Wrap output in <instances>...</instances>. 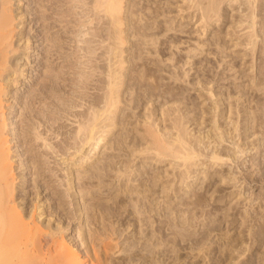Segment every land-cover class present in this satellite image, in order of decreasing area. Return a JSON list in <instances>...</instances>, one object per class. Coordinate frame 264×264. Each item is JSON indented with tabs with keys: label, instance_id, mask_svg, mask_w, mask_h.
Returning <instances> with one entry per match:
<instances>
[{
	"label": "rangeland",
	"instance_id": "374dc122",
	"mask_svg": "<svg viewBox=\"0 0 264 264\" xmlns=\"http://www.w3.org/2000/svg\"><path fill=\"white\" fill-rule=\"evenodd\" d=\"M94 1L91 0V5L90 3L86 5L84 4L86 0H78L75 7L76 21L79 20L78 23L85 22V20L88 21L87 18L90 19V22L93 21L86 22L83 25L85 27L76 26L72 34L76 37L75 43H72L74 46L71 49L64 46L65 51L76 52L73 55L75 59L73 60L76 61L75 68L73 67L71 70L74 75L70 72L63 73L65 77H73L78 82L74 97L75 108L72 109V113L79 114L90 109L93 107L91 104L93 98L105 93L103 90H106V83L102 84V82L103 80L107 81L104 75L105 66L108 69L111 61L114 62L111 64L113 66L116 65L115 62L124 61H121V64L118 63L119 66L123 63L121 70H118L117 65L115 68L118 71L112 68L116 72V76L119 75L121 79L117 78L120 83L116 88L119 90L118 96L122 97L119 100L122 101L121 104L119 103L120 106L116 107L117 111L114 109V113L111 114V118L112 115L115 118L113 117L112 120L110 118L111 124L107 127V132H110L103 134L106 139L104 137V141L96 149L91 148L90 151L89 148V156H92L89 163L80 165L79 162L73 168L76 173L73 192L75 191L74 205L77 217L76 221H73L69 233L72 230L71 234L75 237L77 244L81 245L79 246L82 247L81 249H85L86 246L82 244L83 236H88L87 239H90L88 241H94V245L90 244L89 246L90 251L92 250L91 257L94 254L99 255L103 240L113 239L111 242L116 247L107 259H102L99 256L101 264H264V187L263 189L260 187L264 185V182L262 185L260 182H251L253 177L259 178L263 175L264 178V168H262L264 165V143L263 148H260L261 153L256 152L255 149L251 150V142L257 138L258 134H254L255 138L250 135L252 134L251 126L253 123L255 124V121L249 118L252 117V111L257 109V105L262 103L264 106V84L260 86L257 84L259 80L257 72L259 69L257 68L263 64L262 58L260 59L258 55L264 48V32L262 31L264 9L260 8L264 0H239L240 2L233 0L230 1L231 3L226 0L221 5L214 3L211 5L208 0H203L202 5H200L202 0H121L123 10L121 9L119 17H122V28L109 14L98 13L92 9ZM206 1L207 4H205ZM234 1L235 3H232ZM250 3L255 7H251ZM257 4L260 6H256ZM201 6L203 9L206 7L207 9H205L209 13L205 12V9L203 11ZM248 8L251 9L249 12ZM253 8H257L255 15L261 19L256 16L254 20L252 19ZM246 9L247 11H245ZM33 11L35 13L36 9ZM103 17L107 19H103ZM104 22L106 23L104 24ZM115 25H119V28L123 30L119 29L120 31H118L119 34L122 33L121 41L117 40L119 34L116 31L118 27L113 28ZM104 29L107 31L104 32ZM256 31L260 35L257 36ZM107 32H111V34L108 35ZM252 32L254 33L252 34ZM104 35H108V38ZM85 41H88L89 45ZM114 43L115 49H113ZM85 46L87 47L85 48ZM47 47L45 42L39 49ZM44 49L42 51L44 53L39 54L43 61L41 60L38 74L35 73L38 75L37 81H41L42 75L49 69V67L47 69L46 63L48 62H46L47 57ZM108 50H111V55ZM108 55H110V59L112 58L111 60ZM104 57H106L105 60H103ZM118 58L121 59L118 60ZM59 59L57 58L55 61L56 70L63 69L62 71L67 72L63 58ZM35 77L34 80L37 78ZM66 79L62 80L68 81V78ZM62 80H59L61 86L63 85ZM83 83L85 86L87 84V88L82 87ZM103 86L105 87L103 88ZM260 87L263 89L261 90ZM148 91L149 93L146 94ZM171 91L174 95L170 94ZM214 105L220 106L216 111L223 113V117L220 116L219 119L222 123L221 126L229 133L237 127L239 133L243 134L241 138L245 137L246 139L242 141L240 138L238 142L245 141L246 144H251L249 145L250 150L244 152L246 157L240 152L239 154L237 152V156L234 154L237 151V146L232 144V138L219 142L217 135L219 132H215L217 130L215 127L220 122L217 121L219 117L215 116L217 112ZM222 110L224 111L222 112ZM239 111L241 112L238 114ZM70 118L71 121L65 112L62 114L59 122L65 127L60 131L61 134L57 140L53 138L50 141L63 143L66 136L65 131L78 126L77 120L80 121L81 117L78 115L75 119H73L74 117ZM235 118L237 122L234 120ZM178 120L179 122H177ZM231 121L232 124H230ZM173 122L175 127H173ZM154 130L156 132H153ZM179 130L181 132L183 130L182 133L187 136L188 144L186 146L188 149L192 147L194 152L202 151L200 154L203 155L197 157L195 152V159L186 162V164L189 163L188 166L186 165L187 169L185 161L180 159L182 161L179 162L177 157H173L174 155L161 156L158 154L160 152L155 151L156 149L148 150L150 146L152 147L151 144L155 140L153 139L155 136L156 138L164 137L174 143L180 133ZM166 132L170 134L168 135ZM119 140L123 143L121 150H119V145L115 147ZM234 140L238 139L235 137ZM211 144L215 146L212 147ZM175 145L176 148H179L178 142ZM213 148L223 156L218 162L211 160ZM173 149L170 150V153ZM258 151L260 152V150ZM209 152L210 156H208ZM233 154L236 157L239 156L236 158L239 160L232 159ZM241 155H243L242 158ZM198 159H202L203 162ZM242 159L244 160L242 161ZM194 161L202 165L199 163L195 165ZM256 161L257 163L262 161L260 162L263 163L262 166L259 163L257 165ZM222 165L224 167H221ZM87 168L88 171L89 169L96 170L100 174L109 171L110 176H104L105 180L100 184L97 181L94 182L89 192L82 195L79 178L80 175L86 173ZM79 172L83 174H79ZM63 174L64 171L61 174V179L64 178ZM149 177L150 179H148ZM61 182L62 180L59 184ZM64 188V186H60L61 190ZM94 203L100 204L101 210L98 209L99 211L95 212V210H90L91 208L87 209ZM106 205L115 209L113 215L106 212ZM93 229L98 232L102 231V235L98 236L99 239L101 238L100 240L95 239L96 233ZM82 231L85 232L83 236L81 235ZM106 236H109V239ZM93 261H95L94 257Z\"/></svg>",
	"mask_w": 264,
	"mask_h": 264
},
{
	"label": "bare ground",
	"instance_id": "6f19581e",
	"mask_svg": "<svg viewBox=\"0 0 264 264\" xmlns=\"http://www.w3.org/2000/svg\"><path fill=\"white\" fill-rule=\"evenodd\" d=\"M82 1H84V0H82ZM88 1L86 0V2L84 4L89 5L91 0L89 2ZM224 1H226V0H214V2H213V0H208V2L211 3V5H212V3H214L216 5H221L224 3ZM227 1L230 2L233 0H227ZM235 1H239V0H235ZM235 1L232 3H235ZM260 1H262V0H260ZM77 2H78V0H0V264H101L102 262L100 260V257H102V259H107V257L112 254L113 249L116 247V246L114 247V245H113L114 243L111 242V240H113V239L108 240V241H106V240L102 241L101 240L102 241V245H101L102 250L99 252L98 256L95 254H94V256L92 255L94 257V260H95V261H93V257H91V254H90L92 250L90 251L89 246H90V244L94 245V241H88L90 239L89 238L87 239L88 236H83V234H85V232L83 233V231H82L81 232V235L83 236L82 237V244H84L86 246H85V249H81L82 247L81 248L79 247L81 245L77 244V242L75 241V237L71 234V233H73L72 230H71V233H69V230L71 229L73 221H76V217H77L76 216L77 213H76V209H75L76 207L74 205V199H76L74 196L75 191L73 192L74 185H75L74 176L76 173H74L75 171L73 168L79 162H80L79 163L80 165L89 163L88 161L92 157V156L91 157L89 156L90 155L89 154L90 152H88L89 148H90V151H91V148H93V150H94L100 146L102 141H104L105 135L103 136V134L105 132L106 133L110 132V131L107 132V127L110 126L111 120L114 117L112 115V118H111V114L114 113L113 110L116 109V107H118L119 103L121 104V101H122V100H119L122 97H121V95H120L121 98L118 96L119 90H117V88H116L118 83H120L119 80L117 79V78L120 79V76L119 75L116 76V72L113 69H115L116 71H118L119 69L121 70L123 63L120 66H119V64H121V61H123V60H121L120 62H115L118 70H117V68H115L116 65H114V66L111 65L114 63V62L112 63V61H111V62H109V64L110 63L111 64H110V66L108 65V67H109L108 69H107V66H105L106 71H105L104 75L106 76L105 80H107V81L105 82L103 80V82H102L100 80L102 82V84L106 83V87L103 86V88L104 87L106 88V90H103V91H105V93L103 92V94H101L100 96L96 95V97H94V98L92 97L93 100H92L91 104L93 105V107H91L90 109H87L84 112H81L79 114L78 113H72V109L75 108L74 107V105H75L74 97H75V92H76L78 82L76 81L77 79L75 80V78H73V77H65L64 74L65 73L67 74L68 72H70L71 74L74 73V72L72 73L71 70L73 69L75 62H76V61H74L75 59L73 56L76 52L72 53L71 51H73V50H71L70 52L69 51L67 52V50L65 51L64 46H68L67 48L71 49V47L74 46V45H72V43L75 41V38H76V37H74L75 35L72 36L73 30L75 29L76 26H83V25H85L86 22H88L90 20L87 18V17H89V15H87L86 18L88 21H86V20H85V22L80 21L81 23L80 22L78 23L79 20L76 21V19H75V16H76L75 15L76 14L75 13V7L77 6L76 5ZM200 3L199 4L202 5L203 0L200 1ZM205 4H207V1ZM214 4H213V6H214ZM250 4H252V3H250ZM90 5H91V3H90ZM209 5L210 4H208V6ZM250 6L252 7L254 5L252 4ZM256 6H260V5L257 4ZM261 6H260V8H262V10H263L264 9V2H263V5H261ZM90 7H86V8L88 9ZM209 7H211V6H209ZM91 8L96 10L98 13L102 12L105 15L109 14V16L112 17V19H114L115 22L120 25V27L123 24L121 22L122 17L121 18L119 17L120 16L119 14H121V9H122L121 8V0H95L92 4ZM201 8L203 9V6H201ZM33 9H36V11L38 13L36 11H35V13H34V11L32 12ZM87 9H83V10H86L89 12L90 9L89 10H87ZM204 9H203V11H204ZM206 9H205V12L209 13V11H207ZM256 9L253 8L252 12H251L253 20H254V17L256 16L255 15ZM249 10H251V9L248 8V12H249ZM210 11L213 12L212 10H210ZM245 11H247V9ZM248 12H247V14H248ZM84 13H86V12H84ZM36 14H39V15L37 16ZM260 14H261V12H260ZM260 14H259V16H260ZM93 15H95V14L93 13ZM107 18L103 17V19H107ZM245 18H246V16H245ZM256 18H259L258 15L256 16ZM91 19H93V18H91ZM259 19H261V17ZM262 20H263V18H262ZM28 21H29V23L27 25H25V23ZM115 22H113V23L115 24ZM120 22H121V24H120ZM262 22H264V20ZM105 23L106 22H104V24ZM21 24H23V25L21 26ZM35 25H36V27H35ZM37 25H38V27H37ZM119 25L118 26L115 25V27H113L114 29H116L118 27V30L116 29L117 32L120 31L122 28V27L119 28ZM261 26H263V25H261ZM83 27H85V26H83ZM39 28H40V30H38ZM253 29H254V27H253ZM105 30L107 31V29H104V32H105ZM80 31H82V30H80ZM116 31H114V32H116ZM121 31H123V30H121ZM262 31L264 32V28ZM100 32H102V31H100ZM111 32H109V33L111 34ZM254 32H252V34ZM109 33H108V35H109ZM66 34H68V35H66ZM79 34H81V33H79ZM117 34H119V32ZM117 34L115 33V35H117ZM258 34L260 35V33L257 32V36H258ZM261 34H262V32H261ZM108 35H106L107 38H108ZM104 36H103V38H104ZM118 36H119V39H117V40L122 39V33H120ZM111 37H110V40L113 42ZM114 39H116V38H114ZM89 41H91V40H89ZM45 42L47 43L48 47L46 49H44L45 48L44 47L43 49L45 50V54L47 57V61H46V59H45V61L48 62V63H46L47 69H48V67H49V69L44 73V75H42L41 81H37L38 75H36V74H38L37 71H38V68H40L41 60H42L39 57L40 56L39 54L44 53V52H42L43 49H39V47L41 48L42 44L43 43L45 44ZM85 42H87V44L89 45L88 41H85ZM248 43H249V41H248ZM250 43H252V42H250ZM111 46L112 45H110L109 47H111ZM86 47L87 46H85V48ZM82 48L85 49L84 47H81L80 49H82ZM88 48H87V50H88ZM90 49H91V47H90ZM113 49H115V43H114ZM75 50L77 51V49H75ZM82 51H84V50H82ZM110 51H109V53L111 55ZM89 52H90V50H89ZM114 53H116V51H114ZM119 54H118V56H119ZM110 55H108V58ZM84 56H86V55H84ZM116 56H117V54H116ZM116 56H114V57H116ZM102 57H103V55H102ZM258 57L260 59L262 58V60H263L262 61L263 64H260V66L257 68V69H259L257 71L259 74L258 75L259 80H258L257 84L260 86L261 84H264V48L259 53ZM57 58H60V59L63 58L62 60L66 64L65 69H67V72L62 71L63 69H61V71L56 70L57 68L55 66V61ZM105 58L106 57H104L103 60H105ZM120 59L121 58H118V60H120ZM21 60H22V62H21ZM100 60H102V59H100ZM19 61L21 63L20 65H19ZM116 61H117V59H116ZM22 63H23V65H22ZM124 66H125V64H124ZM102 67H103V65H102ZM97 68H100V67H97ZM107 70H108V72H107ZM39 71H41V70H39ZM117 73L120 74V72H117ZM62 74L64 75V77ZM71 74H70V76H71ZM35 75L37 78L35 77ZM34 77L36 78V80L33 79ZM24 78H25V80H24ZM66 78H68V81L62 80V79H66ZM26 79H28V80L26 81ZM60 79L63 81L62 86L60 84L61 81H59ZM84 81L85 80H83V82ZM83 85H84V83H83ZM121 85H122V83H121ZM100 86H102V85H100ZM82 87L87 88V84H86V86L84 85ZM263 88L260 87L261 90ZM149 89H147V90H149ZM260 89H258V90H260ZM152 90H153V88H152ZM152 90L150 89V91H152ZM169 91H167V92H169ZM148 93H149V91L146 94H148ZM165 93H166V91H165ZM173 93H175V92H173ZM262 93H263V91H262ZM170 94L174 95V94H172V91L170 92ZM142 98H143V95H142ZM211 101H212V99H211ZM259 101L262 102L261 100H259ZM219 104H220V102H219ZM219 107L220 106H215V108H214L215 111L219 110ZM256 108H255L256 109L255 111H252V117H249V118H252L253 121H255V124L253 123L254 126H253V124H252V126L250 125L252 127V131L250 130L252 132V134H250V135H252L254 137V134L255 135L258 134L257 138L254 137L255 139L254 140L252 139L253 140V142H251L252 145L249 143L246 144L245 141L242 143L238 142L243 134L241 135V133H239V129L237 127L232 129V131L230 130L231 131L230 133H229V131L224 129V127L221 126L222 123L219 121L220 116L223 117V113H221V111L220 112L216 111L217 113L215 114V116L219 117L217 119V121L220 122V124H218L217 127H215L217 129V130H215V132H217V131L219 132V133H217L219 142L221 143V142H224L225 140L227 141L228 138L231 140V138H232V140H231L232 144L233 145L235 144L237 146V148L234 146L237 149V151H235V149H234L235 155L237 154V152H238V154H239V152H240V154H245L248 149L250 150L249 145H251V147H252L251 150L255 149L256 152H258V153H261V151H262L260 148L262 147V145L264 143V141H263L264 140V130H262L264 128V109H263L264 106L262 103H260L259 105H257ZM212 109H213V107H212ZM243 109L246 110L245 108H243ZM116 111H117V109H116ZM208 111H210V110H208ZM223 111L224 110H222V112ZM64 112L66 113V116L69 120L71 119L70 117H74L73 119H75L76 117H78V115L81 117L82 120L81 119H80V121L77 120V122H79V124H78V126L76 125L77 126L76 128H70L69 130L65 131L66 136H65L63 143H59L57 141H50L53 138L57 140L59 135L61 134L60 131L65 127L62 124H60V122H59V120L61 119V116ZM73 112H74V110H73ZM240 112L241 111H239L238 114ZM203 113H204V111H203ZM208 113H210V112H208ZM235 115H237V114H235ZM180 116H183V115H180ZM110 118H111V120H110ZM224 118H225V116H224ZM212 119L214 120V117H212ZM252 119H251V121H252ZM234 120H236V118ZM114 121H115V119H114ZM114 121H112V122H114ZM189 121H190V119H189ZM245 121H246V119H245ZM150 122H152V121H150ZM177 122H179V120ZM236 122H237V120H236ZM148 124L150 125V123H148ZM230 124H232V121L230 122ZM230 124H228V125H230ZM173 127H175V123H174ZM211 127H213V126H211ZM244 129H246V128H244ZM176 130H177V128H176ZM163 131H165V130H163ZM153 132H156V131L154 130ZM182 132H183V130H182ZM182 132L180 131V133L178 134V137L176 138V141L174 140V143L172 141L170 142L169 139H167V140L164 139V137L160 138V136H159L158 138H156V136H155V138H153L155 140L152 141V144H151L152 147L150 146L148 148V150L152 149V148H153V150L156 149L155 151H157V153L160 152L158 154H160L161 156L162 155H166V156L167 155H169V156L174 155L173 157H175V158L177 157L179 159L178 160L179 162H181L182 160L185 161V167H186V165L188 166L189 163L186 164V162H190L193 159H195L194 155H195L196 151L194 152L193 149H191L192 147L188 149V147L186 146L188 144L187 143L188 141H186L187 136H185V134ZM146 133H147V130H146ZM154 135H156V133ZM205 135H206V133H205ZM50 136H52V137H50ZM209 137H211V136H209ZM212 137H213V135H212ZM235 137L238 140H234ZM105 139H106V137H105ZM173 139H175V138L173 137ZM244 139H245V137H244ZM244 139L241 138L242 141ZM146 140H147V138H146ZM216 140H217V138H216ZM248 140H249V138H248ZM250 140H251V137H250ZM231 141H230V143H231ZM176 142H178L179 148L178 147L176 148V145H175ZM116 143H117V146H115V147H118V145H119L120 149L119 148L118 149L121 150L122 149L121 147L123 146L122 141L119 140ZM216 144H218V143H216ZM198 146H200V145H198ZM213 146H215V145H212V147ZM174 147L176 149H173ZM172 149H173V151H171V153H170V150H172ZM184 149H186L187 151H183ZM205 149H207V148H205ZM208 149H210V148H208ZM258 150H260V152ZM207 152H208V150H207ZM248 152H250V151H248ZM200 153L196 152L197 157L202 155ZM258 153H256V154H258ZM220 154L221 153H218L213 148V151H211V160L218 162V160H221L223 157ZM227 155H230V154L227 153ZM235 155L232 157V159H236L239 157V156L236 157L237 155L236 156ZM205 156H206V153H205ZM208 156H210V152H209ZM225 157H227V156H225ZM242 157H243V155H241V158ZM245 157H246V154H245ZM228 158H230V157H228ZM180 159H182V160L180 161ZM236 160H239V159H236ZM243 160L244 159H242V161ZM253 160H255V158ZM258 160H259V157H258ZM199 161H202V159H200ZM179 162H178V164H179ZM260 162H262V161H260ZM260 162H258V163L262 166L263 163H260ZM194 163H196V162L194 161ZM198 163H196L195 165H198ZM245 163H247V161ZM256 163H257V161H256ZM258 163H257V165H258ZM183 165H184V163H183ZM199 165H202V164L199 163ZM211 165L213 166V164H211ZM214 165H216V164H214ZM223 165L221 167H224ZM217 166H219V165H217ZM85 167H87V166H85ZM194 168H195V166H194ZM262 168H264V165ZM186 169H187V167H186ZM208 169H210V168H208ZM190 170H192V169H190ZM260 170H262V169H260ZM61 171L62 172L64 171V174H63L64 178L62 177L63 179H61V176H62ZM123 171H125V170H123ZM85 172L86 173H84V174L82 172H79V174L80 173L83 174V175H80V178H79V180H80V186L79 187H81L82 191L81 190L80 191L83 193L82 195H85V193L89 192V190L91 189V185H93L94 182L97 181L100 184L105 180L106 176H108V177L110 176L109 171L108 172L106 171L107 172V173L105 172L106 174L105 173L100 174V173H98L99 171L97 172L96 170H91V169H89V171H88V168H87V170H85ZM126 172H125V174H126ZM211 174H212V172H211ZM228 174H229V172H228ZM243 174H245V173L243 172ZM179 175H181V174H179ZM249 175H251V174H249ZM256 175H258V174H256ZM184 176H185V174L183 175V178H184ZM189 176H190V174H189ZM177 177L179 178V176H177ZM231 177H233V175ZM188 178H190V177H188ZM234 178H235V176H234ZM256 178L257 177H253L251 179V182H254V183L260 182L262 185V183L264 182L263 175L261 177H259L260 179L259 178L256 179ZM128 179H129V177H128ZM148 179H150V177ZM180 179H181V177H180ZM61 180L63 183L61 182L59 184V182ZM235 180H237V179H235ZM243 180H244V178H243ZM150 182H152V181H150ZM60 186L65 187L64 190L62 189L63 191L60 189ZM147 186L149 187V185H147ZM260 187L263 189L264 185L260 186ZM147 190H149V188H147ZM99 205L100 204L96 205L94 203V204L89 205L90 207H88V208L86 207V208L87 209L91 208L90 210H95V212H96V210H98V209L101 210ZM106 207H107L105 209V210H107L106 212L109 213L110 215L111 214L113 215V212L115 211V209H113V207H109L107 205H106ZM119 207L121 208L122 206H119ZM128 219L130 220V217ZM96 229H93L96 233L95 239L98 238V236L102 235V233H101L102 231L98 232ZM78 231H80V230H78ZM105 231L107 233V230H105ZM260 233L262 235V232H260ZM263 233H264V231H263ZM69 235H71V236L69 237ZM106 237H108L107 239H109V236H106ZM263 237H264V234H263ZM103 239H104V237H103ZM83 250H84V253H82ZM95 251H93V252L96 253Z\"/></svg>",
	"mask_w": 264,
	"mask_h": 264
}]
</instances>
